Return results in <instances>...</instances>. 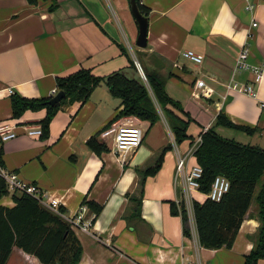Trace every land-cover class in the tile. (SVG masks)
Instances as JSON below:
<instances>
[{"label":"crops","instance_id":"1","mask_svg":"<svg viewBox=\"0 0 264 264\" xmlns=\"http://www.w3.org/2000/svg\"><path fill=\"white\" fill-rule=\"evenodd\" d=\"M140 1L150 11L145 50L137 46L139 25L130 0H37L36 4L0 0V123L16 126L17 133L2 144L3 169L37 186L46 202L57 200L69 223L85 198L103 207L88 231L72 226L82 245L78 264H244L260 226L255 201L233 247L220 250L200 245L193 203L185 202L188 238L181 217L171 214L167 202L183 199L181 184L175 180L176 165L184 155L189 166L197 164L192 151L202 129H214L223 138L264 150V77L254 97L240 91L252 84L253 74L236 68L245 46L248 63L264 65V0ZM249 4L254 5L252 11L247 10ZM184 51L202 56L203 62L183 58ZM142 54L156 57L157 64L144 58L142 63L166 78V93L193 119L188 128L193 143H176L148 82L160 118L150 128L148 122L127 117L144 130L145 137L125 160L114 150L112 138L100 134L99 140L109 149L101 154L87 146L91 137L124 119L116 120L121 101L105 84L82 106L59 111L46 140L26 131L27 126L40 125L45 110L12 118L14 95L54 97L56 79L81 69L101 77L125 70L135 77L130 61L137 66ZM197 81H204L206 87L197 88ZM235 85L236 90L229 88ZM220 113L255 133L217 125ZM166 149L160 171L147 177L143 187V172L155 167ZM194 197L200 203L206 200L203 193ZM141 198L139 217L133 200ZM0 206L13 207L11 196L1 199ZM92 217L88 209L85 219ZM6 264L42 263L14 247ZM258 264H264V259Z\"/></svg>","mask_w":264,"mask_h":264},{"label":"trees","instance_id":"2","mask_svg":"<svg viewBox=\"0 0 264 264\" xmlns=\"http://www.w3.org/2000/svg\"><path fill=\"white\" fill-rule=\"evenodd\" d=\"M36 4L37 0H28ZM143 15L149 17L150 11L137 0ZM163 61V59H160ZM147 82L157 103L162 107L177 144L192 141L188 134L193 119L183 111L178 102L172 100L165 90L166 78L149 70L141 61ZM130 69L135 77H130L125 70H119L101 77L91 70L81 69L67 76L56 79V89L64 92L65 98L57 105L51 106L53 97L28 99L14 95L11 99L12 118L20 119L26 112L46 111L45 118L40 122L42 139L50 136V125L59 111L75 104H85L94 90L105 84L110 94L121 101V110L116 120L135 117L148 122L150 128L159 120V113L151 97L146 82L142 79L137 66L130 61ZM170 73L168 77H170ZM217 125L234 128L249 135L255 130L236 126L224 114L217 117ZM100 134L91 137L87 146L97 154L108 151L105 143L99 140ZM201 143L194 156L197 164L203 169L200 180V192L211 191L215 178L226 177L231 184L228 194L220 202L205 200L200 203L193 201L200 245L205 249H231L239 229L255 201L260 222L254 236V246L245 257L244 264H258L264 259V150L257 146L244 145L234 140L221 137L214 129H202ZM169 149V148H168ZM166 149L156 166L143 172V187L146 178L155 176L161 169ZM3 145H0V169H3ZM262 185L257 192L260 182ZM11 196L13 207L0 206V264H6L14 247L39 259L42 264H78L82 257V245L72 229V225L64 220L66 213L63 207L54 212L29 194H13L8 191L5 180L0 176V200ZM143 197V192H142ZM136 213L141 216L142 198L135 199ZM173 216L181 217L183 234L191 237V229L186 205L167 202ZM82 205L94 214V219L102 212L103 207L84 199ZM92 221V222H93Z\"/></svg>","mask_w":264,"mask_h":264},{"label":"built area","instance_id":"3","mask_svg":"<svg viewBox=\"0 0 264 264\" xmlns=\"http://www.w3.org/2000/svg\"><path fill=\"white\" fill-rule=\"evenodd\" d=\"M253 9V4H249L247 6V10L252 11ZM253 26H256V24H253ZM182 56L183 58L196 64H201L203 62V57L193 51H184L182 53ZM248 57L249 48L245 46L242 48L238 55L236 68L237 70H241L243 72H251L254 76V79L252 84H250L249 86H244L240 89V91L256 97V87L262 82L264 77V65L258 67L252 66L248 63ZM137 69L142 79L147 82L146 76L140 64H137ZM196 87L203 88L206 87V84L204 81H197ZM229 88L236 90L237 86L235 85L234 87ZM57 94L58 91L55 90L54 96H56ZM261 108L264 109V102H262ZM15 129L16 126L11 125L8 122L0 123V145L16 138L17 133ZM26 131L27 134L32 137H42L43 134L40 125L27 126ZM101 137L112 138L114 143V150L118 153L119 157L122 160H125L127 156L133 154L138 148H140L145 137V132L140 126L133 123L132 119L124 118L123 121H117L110 124L101 132ZM200 143L201 138L197 140L192 151L193 154ZM175 171V180L180 182L181 184V191L183 195V199L181 201L193 203L195 198L194 195L201 194L200 180L203 175V169L198 164L189 166L188 155H184L183 157H180L178 159ZM0 176L5 180L8 191L11 195L29 194L40 200L43 205H45L52 211L58 212V208L60 207V205L57 200H49L46 202L44 200V194H42L41 190L37 186L22 180L18 174L10 173L5 171L4 169H0ZM230 188V181L226 177L219 175L215 178L211 187V191L207 194H204L205 199L213 202H220L224 198V196L229 193ZM180 202H178L177 204H179ZM87 212L88 207L84 205L80 212L77 213L76 216H74L72 219H70V224L72 226L79 227L85 232L88 231L92 226L94 217L85 219V215Z\"/></svg>","mask_w":264,"mask_h":264},{"label":"water","instance_id":"4","mask_svg":"<svg viewBox=\"0 0 264 264\" xmlns=\"http://www.w3.org/2000/svg\"><path fill=\"white\" fill-rule=\"evenodd\" d=\"M130 6L132 14L139 25L137 46L140 49L145 50L148 48V18L141 13L137 0H130ZM64 98L65 93L58 92V94L50 100V105L55 106L59 104Z\"/></svg>","mask_w":264,"mask_h":264},{"label":"rangeland","instance_id":"5","mask_svg":"<svg viewBox=\"0 0 264 264\" xmlns=\"http://www.w3.org/2000/svg\"><path fill=\"white\" fill-rule=\"evenodd\" d=\"M142 58H144L145 59V62H146V60H147V62L150 64H154V63H156V57H154V56H148L147 57V55H144V54H142V55H138V59H141V61H142ZM157 64V63H156ZM146 85H147V82H146ZM152 94V93H151ZM152 96H153V94H152ZM154 98V97H153ZM155 102H156V100H155ZM262 183H263V181L262 182H260L259 183V185H258V187H257V192H258V190L260 189V187H261V185H262ZM10 197V196H9ZM184 202V201H183ZM185 203V202H184ZM189 204H190V202H188ZM186 205V204H185Z\"/></svg>","mask_w":264,"mask_h":264}]
</instances>
